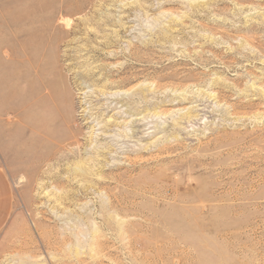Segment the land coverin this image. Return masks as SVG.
<instances>
[{
    "label": "rangeland",
    "instance_id": "obj_1",
    "mask_svg": "<svg viewBox=\"0 0 264 264\" xmlns=\"http://www.w3.org/2000/svg\"><path fill=\"white\" fill-rule=\"evenodd\" d=\"M0 170V264H264V0H0Z\"/></svg>",
    "mask_w": 264,
    "mask_h": 264
},
{
    "label": "crops",
    "instance_id": "obj_2",
    "mask_svg": "<svg viewBox=\"0 0 264 264\" xmlns=\"http://www.w3.org/2000/svg\"><path fill=\"white\" fill-rule=\"evenodd\" d=\"M12 204V192L9 183L4 176V173L0 170V230L5 225L6 218L11 210Z\"/></svg>",
    "mask_w": 264,
    "mask_h": 264
},
{
    "label": "bare ground",
    "instance_id": "obj_3",
    "mask_svg": "<svg viewBox=\"0 0 264 264\" xmlns=\"http://www.w3.org/2000/svg\"><path fill=\"white\" fill-rule=\"evenodd\" d=\"M29 49H30V48H29ZM25 53H26V52H25ZM31 59H32V58H31ZM37 59H38V58H37ZM30 61L32 62V60H30ZM32 64H33V63H32ZM28 65H29V64H28ZM30 66H32V65H30ZM29 69H30V68H29ZM31 69H32V67H31ZM33 69H34V66H33ZM35 69H36V68H35ZM30 72H31V71H30ZM32 72H33V71H32ZM37 75H39V74H37ZM32 84H33V83H32ZM32 84H31V85H32ZM32 87H33V86H32ZM31 89H32V88H31ZM31 89L29 88V90H31ZM29 92H30V91H29ZM33 92H34V90H33ZM33 92H32V93H33ZM32 93H31V95H33ZM31 101H32V100H31ZM31 103H32V102H31Z\"/></svg>",
    "mask_w": 264,
    "mask_h": 264
}]
</instances>
